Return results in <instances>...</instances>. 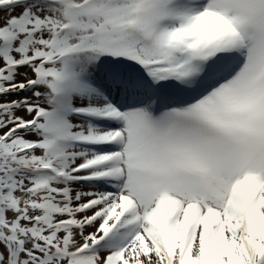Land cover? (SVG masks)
Masks as SVG:
<instances>
[{"label":"snow or ice","instance_id":"snow-or-ice-1","mask_svg":"<svg viewBox=\"0 0 264 264\" xmlns=\"http://www.w3.org/2000/svg\"><path fill=\"white\" fill-rule=\"evenodd\" d=\"M0 264H264V0H0Z\"/></svg>","mask_w":264,"mask_h":264}]
</instances>
